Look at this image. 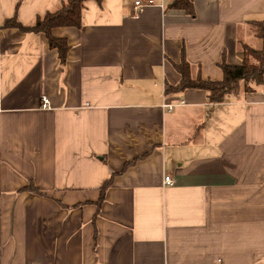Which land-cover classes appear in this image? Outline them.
I'll list each match as a JSON object with an SVG mask.
<instances>
[{"label":"crops","instance_id":"1","mask_svg":"<svg viewBox=\"0 0 264 264\" xmlns=\"http://www.w3.org/2000/svg\"><path fill=\"white\" fill-rule=\"evenodd\" d=\"M61 1L0 0V26ZM88 1L81 28L53 30L65 64L44 33L0 27V264H264V85L169 92L175 63L220 80L260 45L264 0H194L193 16L114 0L101 20Z\"/></svg>","mask_w":264,"mask_h":264},{"label":"trees","instance_id":"2","mask_svg":"<svg viewBox=\"0 0 264 264\" xmlns=\"http://www.w3.org/2000/svg\"><path fill=\"white\" fill-rule=\"evenodd\" d=\"M87 0H62L60 7L49 10L42 15H38L32 24H23L17 16L8 18L0 26L3 28H17L26 33H44L51 48L56 49L59 54V61L65 64L70 45L66 38H59L53 34L57 27H82L83 11ZM166 9H181L188 15H195L194 0H171ZM250 34L260 41V45L253 46L250 43L243 44V59L239 64H229L225 61L221 63L223 77L220 80L203 79L200 75L196 78L191 76L190 63L183 59L175 63L176 70L181 75V80L177 85H170L169 92L184 90L187 88L203 89L209 92L211 103L224 101L229 93L236 92L241 85H244L246 92H251L255 88L264 85V19L247 21ZM139 158L125 163L123 169L114 172L100 186V198L97 201L98 207L104 201L106 190L111 186L114 178L126 171L135 164ZM29 190L34 193H42L41 190L30 182L22 190Z\"/></svg>","mask_w":264,"mask_h":264},{"label":"built area","instance_id":"3","mask_svg":"<svg viewBox=\"0 0 264 264\" xmlns=\"http://www.w3.org/2000/svg\"><path fill=\"white\" fill-rule=\"evenodd\" d=\"M171 0H134L133 2V8L135 11V15H138L140 13H142L147 7H151V6H157L161 9H166L168 3ZM42 107L47 109V108H51V103L50 100L44 96L42 98ZM170 108L172 109V106H170ZM173 180L170 176H166L165 177V183H172Z\"/></svg>","mask_w":264,"mask_h":264},{"label":"rangeland","instance_id":"4","mask_svg":"<svg viewBox=\"0 0 264 264\" xmlns=\"http://www.w3.org/2000/svg\"><path fill=\"white\" fill-rule=\"evenodd\" d=\"M130 1V0H128ZM112 2H114V0H89L87 2L88 7L86 8V10H88V19H96V20H101L103 18H106L107 16L105 15L106 11L103 10H98L97 12H94V10L96 8H106L108 7ZM131 2L133 3L134 0H131ZM254 42H259L258 39H256L255 37H253ZM252 42V40H251Z\"/></svg>","mask_w":264,"mask_h":264}]
</instances>
